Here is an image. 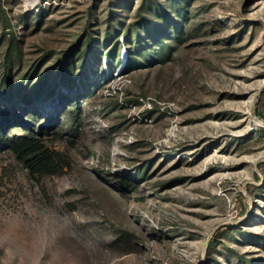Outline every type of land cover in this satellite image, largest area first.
Wrapping results in <instances>:
<instances>
[{
  "label": "rangeland",
  "instance_id": "1",
  "mask_svg": "<svg viewBox=\"0 0 264 264\" xmlns=\"http://www.w3.org/2000/svg\"><path fill=\"white\" fill-rule=\"evenodd\" d=\"M0 130V264H264V0H0Z\"/></svg>",
  "mask_w": 264,
  "mask_h": 264
},
{
  "label": "trees",
  "instance_id": "2",
  "mask_svg": "<svg viewBox=\"0 0 264 264\" xmlns=\"http://www.w3.org/2000/svg\"><path fill=\"white\" fill-rule=\"evenodd\" d=\"M163 30L157 28L152 33L159 34ZM13 116L18 120L17 123L29 124V121L22 115L17 114L16 111H14ZM10 134H12L10 130H0V148H10L32 171L43 170L46 166V160L40 154V143L38 139L30 134H14L9 136Z\"/></svg>",
  "mask_w": 264,
  "mask_h": 264
},
{
  "label": "water",
  "instance_id": "3",
  "mask_svg": "<svg viewBox=\"0 0 264 264\" xmlns=\"http://www.w3.org/2000/svg\"><path fill=\"white\" fill-rule=\"evenodd\" d=\"M125 51V50H124ZM123 51V54H125V52Z\"/></svg>",
  "mask_w": 264,
  "mask_h": 264
}]
</instances>
